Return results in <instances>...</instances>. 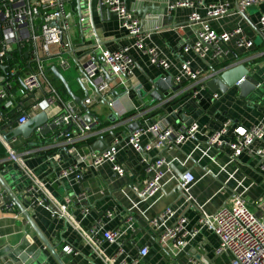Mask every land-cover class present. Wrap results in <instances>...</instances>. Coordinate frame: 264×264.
Masks as SVG:
<instances>
[{"label":"crops","instance_id":"0c3cea01","mask_svg":"<svg viewBox=\"0 0 264 264\" xmlns=\"http://www.w3.org/2000/svg\"><path fill=\"white\" fill-rule=\"evenodd\" d=\"M125 1L127 7L140 20L142 31L147 35V44L157 48L160 57L170 61L171 67L168 70L153 63L148 54L134 47L135 38L122 26L118 15L111 12L101 0H68L64 42L52 47V53L44 57L48 74L62 97L70 101L83 116L87 111L71 93L80 99H85L86 93L89 94L92 100L89 110L95 114L94 118L99 120V125L105 124L102 129L106 131L100 136L105 137L110 145L115 138L123 139L135 130L137 119L145 124V121L158 119L178 129L196 122L201 129L197 137L202 149L207 148L208 136L220 129L228 119L247 128L264 123V32L260 26L264 0H259L243 10L238 7L236 0H193L192 7L178 8L175 11L168 8L169 0ZM213 3L228 4L231 11L222 18L210 19L212 28L223 33L231 32L239 26L243 34L253 40L252 47L240 46L238 38L233 37L223 44L224 51L217 57L212 48L207 50L204 58L194 51H183L185 44L197 40L196 28L190 25L191 14L197 12L206 16L209 5ZM124 46L131 47L130 53L136 64L133 82L142 85L141 91L137 92L135 84L126 76H116L107 68L105 73L110 83V91L106 99L101 97L93 83L83 80L84 88L79 82L82 74L78 63L83 64L93 51L99 52L100 48L117 50ZM12 48L14 50L4 65L0 60V80L5 75L2 66L11 64L9 59L20 67L19 60L12 59V53L20 49H15V46ZM23 52L24 62L28 66L27 69L20 67L21 75L34 66L32 52L29 49ZM61 58H66L71 63L69 69L61 68ZM185 60L191 61L192 67L202 71V75L214 77L228 68L245 65L249 69L254 87L246 97H242L241 90L236 85L222 91L212 90L206 82L196 89L198 95L194 98L191 91L183 93L186 91V88L182 89L186 85L183 83L176 91L171 88L168 96L161 95L155 89L153 81L167 76L174 79L180 73L181 64ZM53 66L59 68L68 87L50 70ZM120 83L129 88V91H124ZM19 85L17 81L14 92ZM114 90H118L119 94L114 93ZM36 93L39 94V91ZM175 94L177 97L167 102ZM32 99L33 96L29 97L25 104L30 105ZM9 103L6 98L0 102V177L11 190L12 196L17 197L29 212L43 237L64 264L103 262L66 220L53 217L46 206H29L23 198V192L34 179L44 180L47 190L58 202H70V210L84 228L88 229L98 223L104 230L120 229L126 253L119 256L118 264H131L144 246L148 247L149 253L143 258L142 264H193L194 261L202 264H231L229 253L217 254L219 239L211 229L202 228L190 239L185 250L173 257L159 244V232L149 221L171 207L178 216L187 218L188 229L193 230L200 215L199 206H203L208 213H213L227 204L235 191H245V196L259 205L264 200V169L256 155L244 153L237 161L231 162L228 148L211 149L209 154L215 158L213 161L210 157H203L202 152L193 151L190 144L174 150L154 147L144 155L152 159L165 157L168 161L177 157L172 163L174 172L178 174L189 170L194 174L196 183L189 194L182 192L177 182H170L162 192L143 198V156L134 148L122 146L118 152V161L126 170L124 176L115 173L111 163H104L98 169L82 163L83 177L79 184L75 182L73 175L58 179L60 171L73 166L76 160L75 154L69 150L70 147H52L59 129L44 136L35 134L29 139L19 137L8 142L6 136L10 137L11 129L18 126L22 113L18 104ZM177 113L180 114L179 119H174L173 115ZM115 124L117 127L110 129ZM100 136L78 143L80 148H77L82 153L91 152L87 144L96 142ZM91 139L94 140L92 143L89 142ZM148 142L149 136L145 135L142 144L146 145ZM9 146L24 156L23 162L7 157ZM190 153L192 157L185 164ZM82 193L85 194V200H81ZM189 196L191 201L187 199ZM81 205L90 207L89 214L84 215L81 212ZM108 212L113 215L109 216ZM169 223L173 224L174 219ZM66 244L78 249V253H64L63 246ZM101 249L111 256L117 247L104 243ZM0 264H60L15 201L12 198L6 199L1 181Z\"/></svg>","mask_w":264,"mask_h":264},{"label":"built area","instance_id":"2783aa9c","mask_svg":"<svg viewBox=\"0 0 264 264\" xmlns=\"http://www.w3.org/2000/svg\"><path fill=\"white\" fill-rule=\"evenodd\" d=\"M259 0H236L238 7L243 10L252 6ZM68 0H0V60L4 62L9 54L15 49L27 50L32 53L34 66L24 75L20 74V67L15 62L13 66H7L5 75L0 86V96L8 99L9 104L13 103L15 97L31 98L30 105L20 102L21 115L18 125L26 123L31 117L41 111H46L49 124H56L59 132L54 137L52 147H70V152L75 154V164L60 171L58 179L74 176L76 183H80L83 177L81 164L98 169L104 163H111L112 168L119 176H124L126 170L118 161V152L122 146H131L142 154L144 163L145 178L144 188L141 191L143 198H150L163 191L170 182H177L180 188L189 194L192 186L196 183L194 174L187 170L183 172L182 178L172 169V163L177 160L174 157L168 161L165 157L150 158L144 155L145 152L154 147L174 150L187 144L193 146V151L202 152L203 157H210L215 161L209 152L211 149L221 150L228 148L231 162L248 153L259 158L261 167L264 169V123L252 127H245L231 119L226 120L222 127L214 131L207 138V148H201V142L197 135L201 132L200 126L193 122L188 126L175 128L162 120L145 121L143 126L137 127L123 139L115 138L110 148L103 153L91 151L82 153L77 144L92 137L105 133V129H96L99 120L93 118L91 123L84 120L83 114L76 110L70 101L64 99L50 78L48 66L44 57L52 53V47L61 45L62 37L66 32V7ZM101 2L113 13L118 15L122 26L135 38L134 47L144 51L150 56L153 63L168 70L171 63L168 59L159 55L157 48L147 44V35L143 33L140 20L127 7L125 0H101ZM193 6V0H169L168 8L172 11L178 8ZM231 11L228 4L213 3L208 7L206 16L193 12L190 16V25L196 28L197 40L194 43H187L183 51L188 53L194 51L200 57L206 56L209 48L213 49L214 55L220 56L223 53V44L231 38L237 37L240 46L252 47L253 40L243 34L241 27H236L231 32L218 33L210 25V19L222 18ZM83 20V19H82ZM261 30L264 32V13L260 17ZM66 46V44H65ZM131 47L124 46L117 50L100 48L99 52L93 51L87 61L83 63L84 73L82 80L95 85L101 97L107 98L110 91V83L107 80L106 68L116 76H126L128 80H135L134 70L136 64L130 53ZM61 68L66 70L71 63L66 58H61ZM214 76H204L202 71L192 67L191 61L185 60L181 64L180 73L174 77L176 84L187 83L184 88L187 92H193L197 98L198 87L203 86ZM20 85L14 92L16 82ZM0 82V83H1ZM137 92L141 91L142 85L135 83ZM122 85V86H121ZM124 91L129 88L120 83ZM39 91V94L36 93ZM42 91V93H40ZM182 91V90H181ZM38 94L37 96L35 95ZM178 94V93H177ZM177 94L170 96L167 102L175 99ZM217 96V95H216ZM91 98L85 100L89 106ZM113 101H110L112 105ZM27 108V109H26ZM141 121L137 119L136 121ZM71 125L67 132L64 130ZM117 127L113 125L110 129ZM56 129V130H57ZM37 135L44 136L37 129ZM145 135L149 136V142L142 144ZM7 157L16 162H23L24 156L14 148H7ZM191 153L187 155L185 164L191 159ZM47 183L44 180L34 179L33 183L23 192V198L29 206H46L53 217L66 220L82 236L84 243L89 244L101 258L103 264H118V258L126 253L122 232L120 229L104 230L101 224H94L86 229L78 221L72 212L70 202H58L47 190ZM82 193L81 200H85ZM191 201V196L187 197ZM256 205L246 196L245 191H235L229 202L213 213H208L203 206H199L200 215L196 228L188 229V220L185 216H178L177 212L168 207L158 217L152 218L150 225L159 232V244L173 257L179 255L188 246L190 239L204 227L211 229L219 239L217 254L227 252L231 256V264H264V200ZM254 206V207H253ZM81 212L84 215L91 211L89 206L81 205ZM112 216V212H108ZM174 223L170 225V221ZM104 243L116 245V252L106 255L101 246ZM63 252L72 255L77 254L78 249L69 244L63 246ZM149 253L148 247L144 246L139 250L137 257L133 258L131 264H142V260ZM193 264H202L194 261Z\"/></svg>","mask_w":264,"mask_h":264},{"label":"water","instance_id":"95a60500","mask_svg":"<svg viewBox=\"0 0 264 264\" xmlns=\"http://www.w3.org/2000/svg\"><path fill=\"white\" fill-rule=\"evenodd\" d=\"M80 1V0H79ZM82 18V16H80ZM64 37V36H63ZM62 37L61 43L64 42ZM80 67V73H84V65L79 64ZM2 69L6 72V67L2 66ZM55 76L63 82L65 86L68 87V83L64 77V75L60 72L59 68L57 66H53L50 69ZM3 79V78H2ZM0 80V82L2 81ZM79 82L82 84L84 88L85 84L82 80V78H79ZM155 89L159 90L161 95L168 96L169 95V90L172 88L174 91L178 90L180 88L179 84H176L172 76H167L164 78H160L156 80L155 82L153 81ZM207 85L212 89V90H217L220 89L222 91L228 89L230 86L236 85L240 90H241V95L242 97H246L247 94L249 93L250 90L254 87V84L252 82V78L249 76V69L245 65H238L235 67H231L226 69L222 74L219 76H215L207 81ZM114 93H118V90H114ZM72 97L76 100L79 101L80 104L84 107V109L87 111V113L84 115V120L87 123H91L95 114L92 113L89 110V107L85 104V100L89 98V94L86 93V98L85 99H80L77 98L74 94H72ZM162 97H160L161 99ZM4 99L0 96V101H3ZM180 114H174L173 118L174 119H179L178 117ZM139 126H143L141 121L136 122V128ZM37 129L40 130V133L42 135H47L49 134L52 130L57 129L56 124H49V119L46 111H41L35 116L31 117L26 123L24 124H19L18 126L14 127L11 129V136L8 137L6 136V140L9 142L11 139H17L19 137H23L25 139L31 138L33 135L37 134ZM71 129V125L68 126L64 132H67ZM110 144L107 142L106 138L103 136H100L96 142L92 144H87V147L91 151H97L99 153H103L106 150L110 148ZM180 178H182L183 173L178 172ZM0 181L4 186V194L6 196V199H13L16 203V205L20 208L22 211L23 215L28 219L30 224L36 229L37 233L41 236L45 244L48 246L49 250L54 254V256L57 258V260L60 262V264H64L62 260L60 259L59 255L56 253V251L53 249V247L49 244V242L43 237L41 234L40 230L34 223V221L31 219V216L29 212L26 210V208L20 203L17 197L12 196L11 190L8 188V186L3 182V180L0 177ZM183 192V190L181 189Z\"/></svg>","mask_w":264,"mask_h":264},{"label":"trees","instance_id":"16d2710c","mask_svg":"<svg viewBox=\"0 0 264 264\" xmlns=\"http://www.w3.org/2000/svg\"><path fill=\"white\" fill-rule=\"evenodd\" d=\"M12 55H13V58L12 59H14L15 60V58H17L18 60H19V62H20V67H22L23 69H27V64L24 62V59H25V55H24V52H23V50H16V51H14L13 53H12ZM9 62L11 63L10 64V66H13V64L15 63V62H12L11 61V59H9ZM4 82H1L0 83V85H2ZM185 84H187V83H184V85ZM29 98H20V97H15L14 99H13V102H15L16 104H19L20 102H26V100H28ZM0 102H2V101H0ZM27 109V108H26ZM105 126V124H100V125H98L97 127H96V129H102L103 127ZM94 140L93 139H91V140H89V142H93ZM78 146V145H77ZM80 146V145H79ZM78 146V147H79ZM80 148V147H79Z\"/></svg>","mask_w":264,"mask_h":264}]
</instances>
